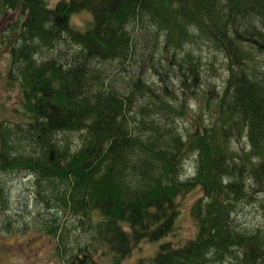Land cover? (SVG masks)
Masks as SVG:
<instances>
[{
    "label": "trees",
    "instance_id": "16d2710c",
    "mask_svg": "<svg viewBox=\"0 0 264 264\" xmlns=\"http://www.w3.org/2000/svg\"><path fill=\"white\" fill-rule=\"evenodd\" d=\"M0 8L21 19L7 73L23 118L0 121V172L35 178L47 208L40 231L57 237L64 211L77 219L89 239L75 252L65 231L57 257L120 264L148 242L156 247L149 264H264V231H240L231 218L264 191V0H0ZM80 14L90 18L84 27L73 24ZM198 42L227 65L224 88L209 97L198 93L199 59L185 49ZM159 55L182 76L180 103L143 81ZM129 61L138 73L114 86L110 67ZM190 99L197 120L184 136L161 119L188 113ZM141 111L163 115L136 130L131 119ZM244 137L248 149L237 153L232 143ZM188 155L194 176L181 179ZM196 190V234L176 246L168 238L180 215L175 199Z\"/></svg>",
    "mask_w": 264,
    "mask_h": 264
},
{
    "label": "rangeland",
    "instance_id": "374dc122",
    "mask_svg": "<svg viewBox=\"0 0 264 264\" xmlns=\"http://www.w3.org/2000/svg\"><path fill=\"white\" fill-rule=\"evenodd\" d=\"M56 1L50 0V3L54 4ZM89 19L88 15L80 14L75 16L73 24L77 27H84ZM20 22V15L17 11L7 10L5 14H0V56H2L0 57V121H6L10 125L23 121V118L15 113L16 108L20 106L18 94L16 93L18 92V85L15 82L8 81L7 73L9 68L7 52L15 40L17 35L15 30L20 25ZM185 49L199 59L203 83L198 93L200 95L207 94L209 97L208 89L221 92L228 77L224 55L216 52L212 47L199 42L189 43ZM43 52L44 54L49 53L47 50ZM162 56L159 55L157 58L162 63L155 65L156 69H148L144 73L143 81L152 90L155 88L156 91L160 92L165 88L171 93L174 92L172 96H178V103H180V100L184 98L183 90H186L180 81L182 76L175 69L169 68V64L166 63L164 56ZM135 63L134 61H129L126 63L125 68H121L118 64L110 67V78H112L114 86L122 88L124 85H129V76L132 75L133 71L138 73ZM160 65H163V67H160ZM142 99H138V105L144 103V99ZM176 103L172 101V104ZM187 106L183 108L188 113L185 115H171L168 120L164 117L165 115L162 119L159 118L163 115L162 112H155L157 114L151 117L143 115L142 111L140 113L135 112L133 116H136L137 119H131V124L137 130L142 128V124L139 125V121L143 119L146 121L161 119L164 124L172 125L175 131L185 136L196 124L198 112L197 104L192 99L188 101ZM179 108L181 109V107ZM190 108H193V110ZM208 114L209 112L204 111L202 116L206 119ZM76 140L77 137H75ZM246 142L245 137L241 141L235 140L232 143V148L237 153H240L242 149H248ZM194 171L195 156L188 155L183 163L181 179L191 178L194 176ZM22 175L18 171L0 172V264H71L70 262H63L62 259L57 257L59 242L57 243L56 238L64 236L65 231H67L66 244L70 249H76L75 252L79 248L78 245L86 244V240L89 238L77 225V219L75 220V217L65 211L61 212L60 217L58 216L62 232L59 234L57 232V237L52 234L49 235L45 231H40L39 225L43 223V218L38 213L42 214L47 208L42 203V199L36 196V190L38 189L34 183L35 178L29 179ZM41 188L50 189L48 184H41ZM252 196V200L249 198L239 203L231 217L236 228L246 233L264 231V191L256 189ZM200 197H202L201 191L196 190L184 196H178L175 199L180 205V215L175 223L174 232L168 238L176 246L185 244L189 239L194 238L196 234L197 228L191 215V209ZM63 240H66V237ZM155 251L156 247L154 244L143 242L138 249L134 250L120 264H139L141 261L149 264ZM69 254H72V252ZM104 261L96 258L94 264H106ZM74 264L81 263L76 262ZM227 264L231 263L228 262Z\"/></svg>",
    "mask_w": 264,
    "mask_h": 264
}]
</instances>
